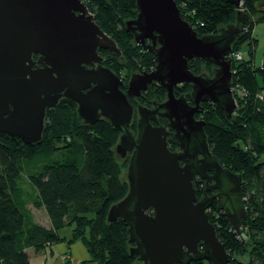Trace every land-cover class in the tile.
<instances>
[{
	"label": "water",
	"instance_id": "obj_1",
	"mask_svg": "<svg viewBox=\"0 0 264 264\" xmlns=\"http://www.w3.org/2000/svg\"><path fill=\"white\" fill-rule=\"evenodd\" d=\"M229 1L241 16V1ZM135 3L136 17L126 25L132 24L137 32L135 42L150 40L148 48H155L156 64L150 72L132 74L123 92V81L101 66L98 55V49L117 56L121 51L81 0H0V134L29 144L39 142L46 110L61 98L76 105L80 122L108 120L120 133L114 147L119 159L131 152L128 190L106 216L108 223L122 220L127 226L129 254L142 264L193 260L229 264L230 253L219 241L207 208L215 200L217 211L241 234L247 217L242 178L211 154L204 122L195 114L202 102L214 105L226 119L235 112L231 47L240 29L231 24L198 36L180 17L176 0ZM191 59L213 64L212 75L189 70ZM94 62L99 66L88 68ZM153 82L165 88L162 107L167 112L160 115L175 130L180 153L169 150L170 133L151 124L155 111L138 106L136 137L127 131L133 114L128 98L139 96ZM179 84L190 86L193 105L174 96L173 88ZM180 159L186 162L180 165ZM196 176L206 180L210 196L197 198Z\"/></svg>",
	"mask_w": 264,
	"mask_h": 264
},
{
	"label": "trees",
	"instance_id": "obj_2",
	"mask_svg": "<svg viewBox=\"0 0 264 264\" xmlns=\"http://www.w3.org/2000/svg\"><path fill=\"white\" fill-rule=\"evenodd\" d=\"M83 1L95 23L116 41L125 59L124 68L140 72L154 66L153 52L138 45L127 47L131 35L123 20L135 16V0ZM240 1V9L248 13L241 11L239 17L229 0L176 3L180 17L198 36L234 24L240 32L231 52H241L239 46L249 41L247 60L231 65L232 94L237 104L232 117L226 119L205 102L200 118L211 154L222 167L241 174L247 213L239 235L223 214H210L208 219L230 253L229 264H264V53L262 64L256 66L250 32L254 24L249 15L257 11L258 0ZM108 67L118 75V62L114 60ZM188 67L197 73L191 61ZM79 120L76 105L62 99L46 110L39 142L29 144L0 134V264H29L32 253L61 242L57 231L66 225H73L70 242H81L91 264H133L127 226L122 220H106L108 208L128 190L115 160L118 132L103 119L91 124ZM28 205L43 209L50 226L35 222ZM243 254L246 261L240 259ZM190 264L209 263L193 260Z\"/></svg>",
	"mask_w": 264,
	"mask_h": 264
},
{
	"label": "rangeland",
	"instance_id": "obj_3",
	"mask_svg": "<svg viewBox=\"0 0 264 264\" xmlns=\"http://www.w3.org/2000/svg\"><path fill=\"white\" fill-rule=\"evenodd\" d=\"M256 8H257V11L253 13L252 15L251 14L249 15L250 16L249 21H252V23L254 24L253 29L250 31L254 37L252 38L254 39L253 40L254 41V49H253L254 50V64L256 66H259L262 64L263 53H264V0H258L256 4ZM241 11L243 13H248L243 8H241ZM260 17L262 18L259 19ZM228 25L229 24H225L223 26H228ZM243 32H245V30ZM248 43L249 41H246L239 46L243 54L244 60L248 57V50H249ZM133 46H135V43L130 40L127 43V47H133ZM111 54L109 55L107 54L106 57H108L109 60L108 59L106 60V64L108 62L114 63V60H115L116 63L118 62L120 66L119 71H117V74H119L123 78H128L133 71H130L129 69L122 67L125 64L124 63L125 59L123 55L117 56L115 54H112V55ZM195 60H196L195 62L193 61V65L197 67V73H205V75L207 76L212 75V70L214 68L213 64L209 63L208 61L204 59H200L199 61H197L198 59H195ZM202 66H203V69H202ZM159 90L161 91L162 89H159ZM160 91H158V94L155 95L153 93V90L150 89L149 95H154L157 99L158 98L165 99L166 92L163 91L162 93V91L161 92ZM232 92L233 93L235 92L234 88H232ZM160 93H162L163 95ZM79 121H81V119ZM128 159H129V156H127L126 158L124 157V158L119 159L118 154L117 153L115 154V160L120 167L119 175L122 180H126V170L128 166ZM28 208L30 209L35 222L42 224L44 226L49 225L47 215L43 209H36L32 205H28ZM208 211H209V208H207V212ZM72 229H73V225H66L58 229L57 232H58L59 237L62 239L61 242L57 244H52L51 246H47L45 250L41 253H38V254L32 253L34 256L30 257L29 264H82V263L91 264L88 258L89 257L88 252L86 248L81 244V242L80 241L70 242ZM241 240L243 243L247 241L246 237L243 238V236L241 237ZM128 247L130 246H127V248ZM62 249H66V251L61 253ZM244 258H246V254H243L240 257L242 261H246ZM133 264H142V262L139 261L135 257Z\"/></svg>",
	"mask_w": 264,
	"mask_h": 264
},
{
	"label": "flooded vegetation",
	"instance_id": "obj_4",
	"mask_svg": "<svg viewBox=\"0 0 264 264\" xmlns=\"http://www.w3.org/2000/svg\"><path fill=\"white\" fill-rule=\"evenodd\" d=\"M81 1L88 8L87 3L84 2L83 0H81ZM78 14L79 13L77 12L76 15H78ZM135 17H136V14H135L134 17H131L129 19L123 20V26L126 28V31L129 33V35H131V41H133L135 43V46L138 45V46L142 47L145 52H147V51L153 52L154 53V56H155V52H154V49L155 48H150V49L148 48L151 45L150 40L149 39H145L144 40V43L135 42V36H136L137 32L132 29V27H133L132 24L131 25H126V22L127 21L133 20V19H135ZM94 22H95V20H94ZM157 46H158V44L156 45V47ZM107 54L109 55L110 52H108L106 50H100V49H98V55H100V57L102 58V60H101V66L106 67V68H109L108 66H112V63H109L108 62L109 64L108 63L106 64V60L108 59V57H106ZM199 60L200 59H198L197 61H199ZM189 61H191L192 64H193V61L195 62L196 60L195 59H191ZM189 61H188V64H189ZM155 64H156V57H155ZM155 64H154V66L150 70H143V71H140V72L133 71L134 73H131V75L132 74H136V73L150 72V71H152L154 69ZM98 66H99V63L94 62V64L88 66V68H94V69H96ZM122 67H124V66H122ZM109 69H111V68H109ZM188 69H189V67H188ZM112 71L115 73L114 70H112ZM196 74H199V73H196ZM117 76L123 81V87L121 88V90L123 92H125L126 89H127V87H128V82H129L130 76L128 78H123L119 74ZM150 89L153 90V93L155 95L158 94V91H160L159 89H162L163 91H165V88L162 85H160L157 82H155V83L153 82V84H149L148 85V88L146 90L141 91V94L139 96H136L134 98H130V97L128 98L129 99V102L133 106V114H132V118H131V121L129 123V126L127 127V131L132 136V138H135L136 137L137 123H138V120H139V111L137 109L138 106H141V107L150 109L152 111H155L154 112V120H151V124L153 126H162V127H164L170 133L167 136V138H166V142H167V146H168L169 150L172 151V152L180 153L179 141H178V139L175 136V134H176L175 130L169 125L170 124V121L165 116H161L160 115L161 113L167 112L166 109L162 107L163 103L166 102L167 97L165 96V99H161V98H158L157 99L154 95H149V90ZM190 92H191V88H190V86L188 84H183V85L179 84V85H177V86H175L173 88V93H174V96L176 98H179V97L182 96L184 98V100L187 102L188 105H193L192 99L190 97ZM62 99H64V98L59 99V101L62 100ZM203 103H205V102L200 103L201 108L195 114V119H198V120L201 119L200 118V113L203 110ZM100 119L106 120L104 118H100ZM100 119H98V120H100ZM106 121L108 122V120H106ZM119 136H120V133L118 132L117 142H119ZM130 155H131V152L130 151H127L126 154H125V156H123V158L124 157L126 158L127 156L130 157ZM197 158L200 160V159H202V156L199 155V156H197ZM185 162H186V160H182V159L179 160V164L180 165H183ZM205 182H206L205 179H201L199 176H196V179L194 181V184L196 183L195 184L196 185V195H197V198L198 199H201L200 198L201 195L203 196L202 198H204L205 196H210L212 194V192H210V191H207V190L205 191V188L207 187V185H206ZM213 193H215V191ZM213 207H214V209H213ZM210 214H222V212L217 211V209H216V201L215 200L213 201L212 205L209 207L208 215H210Z\"/></svg>",
	"mask_w": 264,
	"mask_h": 264
},
{
	"label": "built area",
	"instance_id": "obj_5",
	"mask_svg": "<svg viewBox=\"0 0 264 264\" xmlns=\"http://www.w3.org/2000/svg\"><path fill=\"white\" fill-rule=\"evenodd\" d=\"M243 58V54L241 52H231V59L233 61H240Z\"/></svg>",
	"mask_w": 264,
	"mask_h": 264
},
{
	"label": "crops",
	"instance_id": "obj_6",
	"mask_svg": "<svg viewBox=\"0 0 264 264\" xmlns=\"http://www.w3.org/2000/svg\"><path fill=\"white\" fill-rule=\"evenodd\" d=\"M252 33H253V31H252ZM251 37L254 38L252 34H251ZM247 58H248V57H247ZM247 58H246V60H247ZM253 61H254V57H253ZM49 226H50V224H49L48 226H46V227H49ZM64 251H66V249H62V250H61V253L64 252ZM61 253H60V254H61ZM60 254H59V255H60ZM32 256H34V255L32 254L30 257H32ZM69 258H70V257H69ZM88 258H89V257H88ZM86 259H87V258H86ZM73 262H74V261H73ZM74 263H75V262H74Z\"/></svg>",
	"mask_w": 264,
	"mask_h": 264
}]
</instances>
